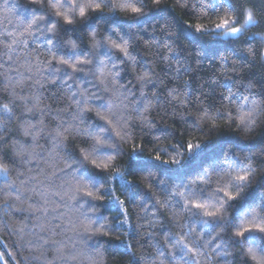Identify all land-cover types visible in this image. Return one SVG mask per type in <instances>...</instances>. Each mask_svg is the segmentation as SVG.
<instances>
[{
    "label": "clouds",
    "instance_id": "clouds-1",
    "mask_svg": "<svg viewBox=\"0 0 264 264\" xmlns=\"http://www.w3.org/2000/svg\"><path fill=\"white\" fill-rule=\"evenodd\" d=\"M212 3L0 0V248L13 264H264V231L235 235L251 209L264 217V0L229 4L238 26L258 14L239 37L213 26L228 0ZM225 138L195 174L161 172ZM140 161L153 166L133 171Z\"/></svg>",
    "mask_w": 264,
    "mask_h": 264
},
{
    "label": "snow or ice",
    "instance_id": "snow-or-ice-1",
    "mask_svg": "<svg viewBox=\"0 0 264 264\" xmlns=\"http://www.w3.org/2000/svg\"><path fill=\"white\" fill-rule=\"evenodd\" d=\"M232 3V0H228V3L221 4L219 7L223 10L225 14L217 15L216 19L213 21L214 28L219 31L224 36H233L239 37L242 31H245L249 28V26H255L258 19V14L255 8L250 10H246L244 13V24L243 26L240 25V20L237 19L236 15L231 14V9L229 8V4ZM206 6L208 8H215L217 5L212 3V0H206ZM235 7V4L232 5ZM264 7V5H262ZM83 8L81 9V14L83 15ZM131 11L137 12L139 9L132 8ZM34 23V21H33ZM186 23H191L190 21H186ZM197 31H204L207 28L206 24L203 23H196L193 25ZM187 150L189 152L194 151L201 147L199 142L189 141L186 145ZM157 159H160L159 155L156 156ZM175 163V160L172 161ZM232 166L237 165V161H232ZM107 167V164L104 165ZM238 182H245L249 179L247 174H241L234 178ZM223 196L229 200L235 199V195L229 191L227 188L222 189ZM87 195H92V193H86ZM194 207L197 208H204V215L205 216H216L220 213V209L216 208L215 210H208L205 205L203 204H194ZM260 211H264L261 209ZM259 221V222H258ZM264 231V217L259 216V212L257 209H251L248 214L245 215L243 219L239 221V230L236 231L235 235L238 237H243L247 232L252 230Z\"/></svg>",
    "mask_w": 264,
    "mask_h": 264
},
{
    "label": "trees",
    "instance_id": "trees-1",
    "mask_svg": "<svg viewBox=\"0 0 264 264\" xmlns=\"http://www.w3.org/2000/svg\"><path fill=\"white\" fill-rule=\"evenodd\" d=\"M21 19H23V17H21ZM211 68H212L211 64L207 65L206 69L202 71L200 75H208L209 69ZM253 71H256V69L254 68ZM189 141L199 142L198 140H195L194 138H191V137H189L187 143ZM232 142L233 141H231L228 138L217 141L211 145L203 147L197 153L193 154L192 157L186 162V164L183 167L163 168L161 169V172L165 173L168 176L178 177V178H185V177L191 176L195 174L197 171H199L205 163H207L208 161L212 159L219 157L222 154L223 149L225 148L226 144L232 143ZM186 150H187V147H186ZM165 161L167 162V157H165ZM225 163H228V162H225ZM152 166L153 165H147V164H144L142 161H140V162H134L131 165V169L135 171L136 169H139V168L152 167ZM257 195L258 193L255 188L250 190L246 196V199L238 202L236 207L237 208L243 207L244 204L255 200L257 198ZM0 251H3L5 253V257H6V260L8 261V264H13L10 257L7 256V250L0 248Z\"/></svg>",
    "mask_w": 264,
    "mask_h": 264
}]
</instances>
